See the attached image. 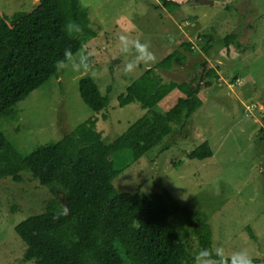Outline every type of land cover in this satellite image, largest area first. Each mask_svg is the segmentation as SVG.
Returning <instances> with one entry per match:
<instances>
[{"label":"rangeland","instance_id":"374dc122","mask_svg":"<svg viewBox=\"0 0 264 264\" xmlns=\"http://www.w3.org/2000/svg\"><path fill=\"white\" fill-rule=\"evenodd\" d=\"M176 1L181 7L170 13L160 0H80L88 10L92 29L98 34L85 44L93 53L92 71L58 70L57 78L16 106L17 118L12 121L0 118V128L25 153L58 141L98 115L84 103L79 90L81 79L93 78L103 94L111 88L108 118L97 116L98 130L111 142L146 113L137 103L121 108L119 95L146 68L176 49L182 51L183 43H193L194 53L184 52L187 55L184 66L158 73L165 81L183 82L196 63L207 60L209 67L220 66L218 87L204 90L203 106L191 116L186 127L183 130L177 127L163 144L148 153L149 158L121 175L115 185L122 191L139 186L149 191L161 180L181 204L189 202L195 209L209 214L214 248L223 247L229 257L235 251L246 250L252 259L264 264V141L261 140L264 0H210L225 5ZM38 3L39 0H0V13L11 16L20 11L29 12ZM231 33L239 34L240 43L256 48L233 54L218 45L207 55L197 43L201 34H213L220 41ZM120 34L150 42L157 62L141 63L133 72L126 73L124 64L133 57L120 53ZM225 73L238 75L235 85L224 80ZM178 96L179 92L173 91L160 106L168 110ZM205 141L211 145L214 156L204 161L188 160L187 154ZM179 159L184 164L173 171V163ZM25 180L21 184L10 179L0 181V264H32L23 261L26 245L15 232V226L41 213L52 197L37 181L28 176ZM14 198L19 207L16 212L21 214H13ZM178 216L171 219L173 224ZM177 225L185 233L180 216ZM181 231L187 247V258L182 263L195 264V255L201 247L195 241L187 243Z\"/></svg>","mask_w":264,"mask_h":264},{"label":"trees","instance_id":"16d2710c","mask_svg":"<svg viewBox=\"0 0 264 264\" xmlns=\"http://www.w3.org/2000/svg\"><path fill=\"white\" fill-rule=\"evenodd\" d=\"M160 1L170 13L181 7L176 0ZM69 19L84 26L82 34L69 36L64 31ZM89 19L80 0H39L32 11L11 16L0 13L1 119L17 118L16 106L59 76L56 62L63 59L66 48L76 52L98 36ZM239 37L231 33L216 41L213 34H201L197 43L207 55L218 45L233 54L256 48L240 43ZM181 47L182 51L176 49L146 68L119 95L121 108L137 103L146 113L111 142L103 138L97 127L98 115H103V120L108 118L111 88L103 94L93 78L81 79L79 90L84 103L98 115L58 141L25 153L0 128V181L10 179L21 184L28 176L52 196L41 213L15 226L26 245L25 263L183 264L187 247L179 233V216L185 223L186 231L181 233L187 243L190 240L201 249L214 248L209 214L189 202L181 204L161 180L149 191L142 186L122 191L115 185L121 175L149 158L148 153L163 144L177 127H186L203 106L204 90L218 87L220 66L209 67L207 60L196 63L183 82L162 78L158 70L182 67L187 61L186 53H194L191 42ZM223 78L235 85L238 75L225 73ZM173 91L179 92L178 99L164 110L160 105ZM261 134L264 141V127ZM213 156L211 145L205 141L188 153L187 159L204 161ZM183 164V159L173 163V171ZM149 179L151 182L152 177ZM13 201V214H21L16 212L19 207L15 198ZM62 205L69 207L68 214L54 220ZM176 215L179 216L173 224L171 219ZM253 264L260 262L253 259Z\"/></svg>","mask_w":264,"mask_h":264},{"label":"clouds","instance_id":"9594fccd","mask_svg":"<svg viewBox=\"0 0 264 264\" xmlns=\"http://www.w3.org/2000/svg\"><path fill=\"white\" fill-rule=\"evenodd\" d=\"M83 30L84 26L72 19H69L64 25V31L69 36L80 35ZM118 43L121 54L133 57V59L124 64L123 70L126 73L133 72L141 63L154 64L157 62L156 55L150 50V42H142L138 36L120 34ZM92 56V51L84 44L76 52H73L71 48H66L63 59L56 62V67L58 70L70 68L74 72H90L92 71L90 62ZM68 212L69 207L62 205L60 211L54 215L53 219L56 220L61 216H66ZM194 261L195 264H253V259L246 250L235 251L229 257L223 247L202 248L195 255Z\"/></svg>","mask_w":264,"mask_h":264},{"label":"water","instance_id":"95a60500","mask_svg":"<svg viewBox=\"0 0 264 264\" xmlns=\"http://www.w3.org/2000/svg\"><path fill=\"white\" fill-rule=\"evenodd\" d=\"M219 5L221 3H216L214 1H210V0H195L194 1V5ZM221 5H225V3H222Z\"/></svg>","mask_w":264,"mask_h":264}]
</instances>
